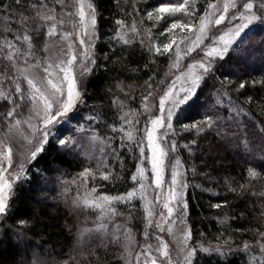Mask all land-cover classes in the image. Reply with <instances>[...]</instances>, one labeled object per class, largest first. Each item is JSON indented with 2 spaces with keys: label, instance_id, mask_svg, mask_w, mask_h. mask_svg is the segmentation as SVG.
Listing matches in <instances>:
<instances>
[{
  "label": "snow or ice",
  "instance_id": "6c2138e0",
  "mask_svg": "<svg viewBox=\"0 0 264 264\" xmlns=\"http://www.w3.org/2000/svg\"><path fill=\"white\" fill-rule=\"evenodd\" d=\"M123 3L131 12L121 7L120 0L117 7L131 21L115 19L110 42L122 48L138 42L153 64L155 57H165L168 70L158 81L155 74L148 75L140 85L138 100L133 85H127L129 91L125 92L123 82L117 83L124 99L113 94L110 107L115 109L114 117L93 108L86 118L87 127L78 124L73 134L63 135L53 130L68 120L69 112L85 104L77 70L83 77L99 67L95 53L97 7L93 0H0V126L4 129L0 131V243L14 238L18 249L25 246L23 252L18 250L19 260L13 264H105L97 249L107 255L110 247L118 250L115 264H199L200 253L226 260L238 252L244 255L245 264H264V225L236 229V233L251 236L240 244L230 235L215 245L193 242L186 219L188 169L177 155L179 147L189 153L194 146L198 148L197 139L178 146L177 138L183 133L197 138L213 135L221 146L250 154L245 162L254 166L246 168L245 183L226 186L238 195L258 196L259 214L264 217V187L255 190V184L264 181V119H257L248 107L254 102L253 95L241 90L249 82L239 76V65L234 63L249 53L257 26L264 28V0H208L202 11L198 0ZM141 4L143 7H138ZM145 21L150 26H145ZM177 29L187 34L181 35ZM260 34L264 37V32ZM259 50L264 52V45ZM194 52L198 59L192 57ZM108 58L104 53L103 59ZM187 58L191 63L183 66L181 62ZM257 85L264 88V79L251 81L254 92ZM205 88L211 89V103L200 104V118L186 122L193 119L186 113L197 106ZM229 89L238 94L237 100ZM129 101L138 107H131ZM49 148L63 156L83 155L88 162L70 181L62 182L60 197L77 213L75 247L62 261L49 260L33 249L25 231L30 222L13 213L17 187L31 183L33 176L43 181L37 191L45 193L42 199L47 198L44 173L60 171L37 167ZM124 151L137 161L128 177L132 184L117 195L99 192L97 180L112 183L120 179L116 169L125 168ZM191 171L196 174L194 166ZM72 191L74 195L69 196ZM137 200L143 206L142 244L128 227L131 212L125 215L118 210L119 205L135 208ZM211 207L220 209L222 204ZM89 213L95 215L91 226H87ZM9 220L15 223L9 224ZM65 227L72 232L73 225L66 223ZM160 233L176 242L175 259Z\"/></svg>",
  "mask_w": 264,
  "mask_h": 264
},
{
  "label": "trees",
  "instance_id": "16d2710c",
  "mask_svg": "<svg viewBox=\"0 0 264 264\" xmlns=\"http://www.w3.org/2000/svg\"><path fill=\"white\" fill-rule=\"evenodd\" d=\"M150 2L155 3V0H150ZM207 2L208 0H198V8L202 11ZM93 3L98 11V39L95 40V53L99 67L93 68L83 85L85 104L79 105L78 109L68 115L67 121L63 120V123L53 130L54 132L58 130V134L71 135L78 124L87 127L89 122L86 118L92 113L93 108L102 113H108L109 117H114L115 109L110 107L113 94L124 99V94L116 88L117 83L123 82L125 92L129 91L127 85H133L138 100L140 85L148 78V75L155 74L158 81L164 78L168 70L165 57H155V64H153L148 53L138 45V42L133 46L123 48L114 42H110L115 28V19L125 18L129 22L131 21V17H125L124 13L117 7V0H93ZM130 3L131 0H129V5ZM120 5L126 11L131 12V7L124 5L123 0H120ZM138 7L142 8L143 5H138ZM145 26H150V22L145 21ZM153 31L155 32L156 29ZM175 31L179 32V30ZM262 32H264V28L257 26L256 33L252 36L254 43L251 45L249 53L243 59L234 61L235 64L239 65L237 68L239 76L249 82L246 84V88L241 90V93L247 91V94L253 95L254 102L248 107L253 110V115H256L257 119H264V111H262L264 110V88L257 85L254 92L251 81L264 79V52L259 50L264 45V37L260 34ZM164 39L165 37H160L161 41ZM104 53L108 54L107 60L103 59ZM251 59H253V63L249 64ZM145 64L149 65L147 69L144 68ZM2 67L3 65H0V68ZM217 75L219 76V73ZM232 79L236 83L240 82L236 76H233ZM210 92L211 89H204L197 101V106L189 109L186 113L193 119L186 122L191 123L200 118L202 109L198 106L211 103ZM229 94L232 95L233 100H237V93L229 89ZM239 98L242 100L243 96H239ZM128 103L133 108L138 107V104H133L131 101ZM141 120L143 121V118ZM109 122H112L111 119ZM100 130L102 133L105 131L103 125H101ZM51 139L52 137H50ZM192 139H197L198 148L194 146L193 152L189 153L183 147H179L178 154L184 167L188 169L186 179L189 186L185 194L188 203L186 219L192 229L193 242L203 240L206 245L209 242L215 245L222 243L223 239L229 235L238 244L242 243V240H250L249 233L241 235L235 230L254 229L264 225V217L259 214L261 211L259 208L260 198L252 196L250 193L243 195L232 193L226 186L231 184L235 187L237 182L245 183L246 168L254 166L245 162L250 154L242 153L240 149L234 146H221L213 135L197 138L194 134L183 133L182 137L177 138V144L180 146L189 143ZM135 154L138 155V153ZM123 155L125 168L121 171L117 166L116 169L120 179L112 183L97 180L95 183L99 192L117 195L126 191L132 184L128 177L135 170L134 165L137 161L132 159L127 151H124ZM256 155L259 158L260 154L257 153ZM87 164L88 162L83 155L63 156L54 151L53 148H49L48 154L37 167L59 168L60 171L44 173L48 178L45 188L47 189L48 185H55L51 193H47V198L42 199L45 193L37 191L43 181L38 180L35 176H33L31 183H25L16 189L13 213L15 216L30 222L31 227L25 229L28 244L49 260L62 261L68 259L70 249L75 247L73 233L76 231L77 213L69 210L61 199L60 193L62 192V182L70 181ZM193 166L196 170L195 175L191 171ZM205 173L210 179L205 177ZM91 183L89 181L90 186ZM71 187L74 188V186ZM262 187H264V181L255 184L257 192ZM72 195H74V191L69 192V196ZM225 200L228 202L227 205L223 204ZM216 203H221L222 207L220 209L211 207ZM134 204L135 208L119 205L118 210L125 215L131 212L133 219L128 227L133 229L136 241L142 244L144 242L142 235L144 230L143 206L142 202L138 200L134 201ZM89 216L91 219L87 226H91V220L95 219L93 213H89ZM225 216L228 217L227 220H225ZM80 219L83 220V215L80 216ZM8 223L14 224L15 220H9ZM66 223L73 225L72 232H69L65 227ZM201 233L204 234L203 237L200 236ZM24 247V245H19L18 249L14 238H9L0 243V264H13L14 261L19 260L18 250L23 252ZM97 251L100 252L105 264H115L114 256L118 251L116 248L110 247L107 255H104L100 249ZM199 264H245V257L238 252L224 260L216 254L200 253Z\"/></svg>",
  "mask_w": 264,
  "mask_h": 264
},
{
  "label": "rangeland",
  "instance_id": "374dc122",
  "mask_svg": "<svg viewBox=\"0 0 264 264\" xmlns=\"http://www.w3.org/2000/svg\"><path fill=\"white\" fill-rule=\"evenodd\" d=\"M70 30V29H69ZM177 30H179V29H177ZM178 32V31H177ZM178 33H180L181 35H183V34H187L186 33V30L184 31V32H181V30H179V32ZM205 43H207V41H205ZM197 51H199V49H197ZM201 55H202V53H201ZM192 57H194V58H199V57H197L196 56V53L194 52V53H192ZM182 65L183 66H186L188 63H191V58H187V59H185V60H182ZM250 63H253V59H251V62H249V64ZM254 64H256L255 62H254ZM250 67V66H249ZM77 75H78V78L80 79V81H81V83H82V85H84L85 84V82L87 81V79H88V77H89V75H90V73H88V74H86L85 76H83V77H79V70H77ZM75 110V109H74ZM73 110V111H74ZM72 111V112H73ZM72 112H69L68 113V115H70ZM63 121V120H62ZM61 121V123L60 124H62L63 122ZM60 124H58V125H60ZM57 125V126H58ZM56 126V127H57ZM0 131H3V128L0 126ZM13 147H14V151L17 149V145H16V143L14 142L13 143ZM149 155H150V153H149ZM177 155L179 156V154L177 153ZM171 156H172V154L170 153V158H171ZM180 158V157H179ZM168 172L166 171V173H165V179L166 180H168ZM54 186L55 185H48V187H47V193H51V190L54 188ZM185 194H186V192H185ZM153 195H154V193L152 192V190L151 189H149V198H152L153 197ZM157 212L159 211V205H157V207H156V209H155ZM166 211V210H165ZM175 230V229H174ZM160 235H163V237H164V239L166 240V241H168L169 242V245H170V249L172 250V255H173V258L175 259L176 258V255H177V252H176V242L173 240V238L171 237V236H169L168 234H166V233H160ZM150 242L155 246V244H156V241L154 240V239H152V240H150Z\"/></svg>",
  "mask_w": 264,
  "mask_h": 264
}]
</instances>
